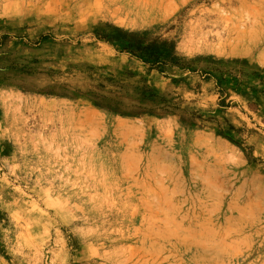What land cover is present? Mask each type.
Masks as SVG:
<instances>
[{
	"label": "rangeland",
	"instance_id": "1",
	"mask_svg": "<svg viewBox=\"0 0 264 264\" xmlns=\"http://www.w3.org/2000/svg\"><path fill=\"white\" fill-rule=\"evenodd\" d=\"M0 264H264V0H0Z\"/></svg>",
	"mask_w": 264,
	"mask_h": 264
}]
</instances>
